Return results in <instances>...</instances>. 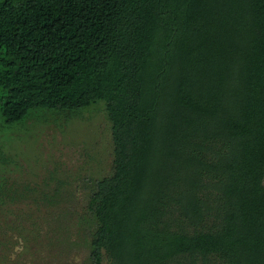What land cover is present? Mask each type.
Masks as SVG:
<instances>
[{"label": "trees", "instance_id": "obj_1", "mask_svg": "<svg viewBox=\"0 0 264 264\" xmlns=\"http://www.w3.org/2000/svg\"><path fill=\"white\" fill-rule=\"evenodd\" d=\"M99 105L114 160L86 181L91 264H264V0H0V170L29 121ZM3 179L0 234L65 185L38 201Z\"/></svg>", "mask_w": 264, "mask_h": 264}, {"label": "rangeland", "instance_id": "obj_2", "mask_svg": "<svg viewBox=\"0 0 264 264\" xmlns=\"http://www.w3.org/2000/svg\"><path fill=\"white\" fill-rule=\"evenodd\" d=\"M84 118L73 122L63 118L59 124L42 127L36 126L33 119L24 127L33 133L27 138L14 134L3 144L10 149L8 152L15 163L1 168L4 174L0 176V184L5 176L10 181L7 188H16L31 199L37 197L38 201L41 200L38 195L53 194L58 189L56 180L65 185L61 188V197L56 198L59 205H45L37 210L39 206L29 201L24 209L32 221L21 223L15 231L2 230L0 240L8 239L11 243L9 248L0 246V264H91L90 242L85 231L90 220L85 210L92 187L86 181L111 173L114 146L104 105L95 106ZM71 194L73 198L68 200L65 196ZM19 207L21 203H14L8 209L23 218ZM13 219L10 216L8 223Z\"/></svg>", "mask_w": 264, "mask_h": 264}]
</instances>
